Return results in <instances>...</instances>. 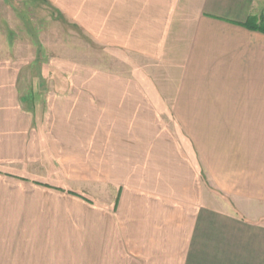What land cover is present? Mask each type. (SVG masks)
I'll return each mask as SVG.
<instances>
[{
	"label": "crops",
	"instance_id": "obj_1",
	"mask_svg": "<svg viewBox=\"0 0 264 264\" xmlns=\"http://www.w3.org/2000/svg\"><path fill=\"white\" fill-rule=\"evenodd\" d=\"M110 12L79 25L124 70L0 57V264H70L67 234L29 226L46 214L67 227L71 197L94 212L93 264H264V78L229 43L264 36L243 25L264 0Z\"/></svg>",
	"mask_w": 264,
	"mask_h": 264
},
{
	"label": "rangeland",
	"instance_id": "obj_2",
	"mask_svg": "<svg viewBox=\"0 0 264 264\" xmlns=\"http://www.w3.org/2000/svg\"><path fill=\"white\" fill-rule=\"evenodd\" d=\"M117 1L125 0H0V57L53 58L56 63L58 59L65 57L77 59L84 56L87 61L99 63L103 67L124 70V54L95 42L79 25L82 22L86 28L100 26L102 18H109L112 3L115 5ZM95 17L98 19L96 23ZM184 22L185 17L181 23L175 24L178 23L183 28L187 26L186 23L182 25ZM188 22L192 26L195 24L194 20L188 19ZM229 36L230 52L239 53L235 64L242 63L245 68L256 66L261 78H264V36L259 38L240 33H231ZM181 37L185 38L183 34ZM111 59L115 61L112 62ZM118 59L121 62H117ZM33 69L31 66L32 72ZM82 196L95 204V195ZM45 216L44 224L38 220L29 226L32 237L55 239L67 234L70 264H88V260L93 264L94 251H100L101 243L93 240L92 208L71 197L67 227L65 221L62 227L61 220ZM19 228L28 227H15L16 230Z\"/></svg>",
	"mask_w": 264,
	"mask_h": 264
},
{
	"label": "trees",
	"instance_id": "obj_3",
	"mask_svg": "<svg viewBox=\"0 0 264 264\" xmlns=\"http://www.w3.org/2000/svg\"><path fill=\"white\" fill-rule=\"evenodd\" d=\"M246 28L260 31L264 33V18L260 19L259 21L255 19L254 17H249V19L243 24ZM71 194L81 197L89 202H91L89 199L86 197H83L82 194H79L77 192L70 191Z\"/></svg>",
	"mask_w": 264,
	"mask_h": 264
}]
</instances>
